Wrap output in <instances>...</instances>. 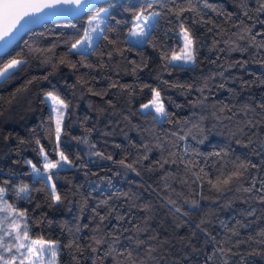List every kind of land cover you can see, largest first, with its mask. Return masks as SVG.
I'll return each mask as SVG.
<instances>
[{
  "label": "trees",
  "instance_id": "16d2710c",
  "mask_svg": "<svg viewBox=\"0 0 264 264\" xmlns=\"http://www.w3.org/2000/svg\"><path fill=\"white\" fill-rule=\"evenodd\" d=\"M102 6L92 48L71 50ZM150 11L145 43L128 42ZM182 27L193 66L169 62ZM15 59L0 79V199L58 264H264V0L104 1L27 31L0 70ZM47 93L67 106L69 167L50 177ZM154 93L162 120L139 109Z\"/></svg>",
  "mask_w": 264,
  "mask_h": 264
},
{
  "label": "rangeland",
  "instance_id": "374dc122",
  "mask_svg": "<svg viewBox=\"0 0 264 264\" xmlns=\"http://www.w3.org/2000/svg\"><path fill=\"white\" fill-rule=\"evenodd\" d=\"M97 13H100L98 17H97ZM106 15H107V6H102L98 8L96 11H94L93 14L88 16L85 34L78 40L80 41L79 44H77V42L74 43L77 45L76 48H73L74 44L71 46V50L73 51L90 50L102 33L106 21ZM157 15H158L157 11L138 13L133 18L131 27L126 35V40L128 42L135 43L138 45L144 44L146 37L155 22ZM137 16L140 17L139 20H137ZM145 24H147V26H145ZM137 25H139V27H137ZM140 28L144 29L143 35L131 34L134 30L139 32ZM185 33H187L188 37L191 39L188 31L185 28L182 27L179 29L178 35L181 41V47L179 50L174 51L170 55L169 58L170 64L186 65V66L195 65V54L193 49V43L191 44V48L189 49L192 58L190 60L187 59L185 54V45H186ZM15 60L20 62V60L18 59ZM5 66L0 71H2L5 68ZM13 69L14 68L9 69L7 73L0 76V79L3 78L5 75H7ZM52 96L55 95H53L52 93H47L45 95V100L50 106L54 117V134H55L56 145L58 147L57 148L58 157L55 160H50L44 156L43 162L45 165V170L43 171V173L45 174L46 177H50L48 173L50 170L69 167V163H67V161L65 160V158L63 157V155L59 150V140L63 131L67 106L66 103L57 96H55L57 98V101H61L62 105L60 103L53 101L51 99ZM155 96L156 93L152 95L151 99L140 104L139 109L142 112L152 110L157 116V118L159 120H162L164 118V107H163V114L157 113L156 106L157 105L163 106V104L160 97L154 104L153 101ZM145 105H147L148 107H145ZM58 128H59V133H57ZM50 163L57 164V167L55 168L46 167V165ZM51 185L53 186V184ZM2 193L4 192L2 191ZM53 197L57 200V194L54 189H53ZM7 201L5 199H0V264H58L57 258L55 256L57 244L54 241H47L41 238L29 237L26 231V222L24 216L21 215L19 211L11 208L12 205L9 204ZM42 244H43V254H41L40 251V249L42 248ZM48 245H51V247H48Z\"/></svg>",
  "mask_w": 264,
  "mask_h": 264
},
{
  "label": "water",
  "instance_id": "95a60500",
  "mask_svg": "<svg viewBox=\"0 0 264 264\" xmlns=\"http://www.w3.org/2000/svg\"><path fill=\"white\" fill-rule=\"evenodd\" d=\"M104 1L109 0H87L86 4L78 7L72 2V0H28L30 3L39 5L55 3V7H42L39 12H36L33 9H27L29 15L25 16L19 24L12 28L8 36H5L3 40H0V56L6 53L27 31L32 28L38 27L49 21L78 18L87 13L98 3ZM2 2L3 0H0V3ZM5 24L6 22L0 18V30L5 27Z\"/></svg>",
  "mask_w": 264,
  "mask_h": 264
},
{
  "label": "snow or ice",
  "instance_id": "6c2138e0",
  "mask_svg": "<svg viewBox=\"0 0 264 264\" xmlns=\"http://www.w3.org/2000/svg\"><path fill=\"white\" fill-rule=\"evenodd\" d=\"M73 3H75L78 7L83 6L86 4L87 0H72ZM53 8L55 7V3H45L43 5L34 4L28 2V0H3L2 3H0V18H2L6 24L5 27L0 30V40H3L5 36H8L9 32L14 28L17 24L21 22V20L29 15V12L27 9H33L36 12H39L41 8ZM100 15V13H97V17ZM140 17L137 16V20H139ZM10 22V23H9ZM147 26V24H145ZM139 27V25H137ZM132 35H143L144 29L140 28L139 32L133 31L131 33ZM185 54L187 59H191L192 55L189 49L191 48L192 40L188 37V34L185 33ZM80 41H77V44H79ZM76 44L73 45V48H76ZM20 63L17 60H12L8 65L5 66V68L0 71V76L4 75L8 72L9 69L15 68L17 64ZM51 99L57 103H60L62 105L61 101H57V98L55 96H52ZM159 99V93H156V96L154 97L153 103L155 104L156 101ZM145 107H148L145 105ZM157 113L163 114V106L157 105L156 106ZM57 133H59V128L57 129ZM63 158V157H62ZM48 168H55L57 167V164H48L46 165ZM21 191H24V189H21ZM59 199V197H57ZM48 247H51V245H48ZM41 254H43V244L42 248L40 249Z\"/></svg>",
  "mask_w": 264,
  "mask_h": 264
}]
</instances>
